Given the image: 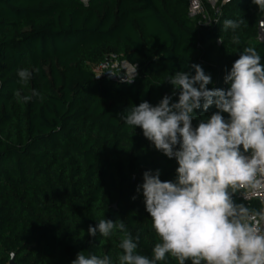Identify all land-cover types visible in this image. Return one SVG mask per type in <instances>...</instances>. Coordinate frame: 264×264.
<instances>
[{
    "label": "trees",
    "instance_id": "trees-1",
    "mask_svg": "<svg viewBox=\"0 0 264 264\" xmlns=\"http://www.w3.org/2000/svg\"><path fill=\"white\" fill-rule=\"evenodd\" d=\"M201 1L208 24L188 17L189 0H0V264L11 257L13 264H71L80 251L115 260L123 233L87 235L102 218L122 220L151 257L157 237L135 189L145 170L172 180L176 163L120 116L142 101L158 104L172 94L167 75L194 74V64L211 75L209 88H224L243 48L254 47L264 62L257 40L264 10L229 0L214 13ZM224 19L241 26L225 31ZM110 55L137 65L133 83L94 79L92 68ZM33 68L21 83L17 71ZM33 90L39 95L27 103L14 95ZM233 199L241 202L238 192Z\"/></svg>",
    "mask_w": 264,
    "mask_h": 264
},
{
    "label": "clouds",
    "instance_id": "clouds-1",
    "mask_svg": "<svg viewBox=\"0 0 264 264\" xmlns=\"http://www.w3.org/2000/svg\"><path fill=\"white\" fill-rule=\"evenodd\" d=\"M252 3L264 10V0ZM240 26V20L222 23L223 30L233 33ZM232 42L239 40L233 36ZM125 65L120 82L131 84L137 65ZM191 67L194 74L167 75L172 94L158 104L142 101L120 116L133 130L138 127L155 151L176 163L172 180L161 181L158 169L145 170L135 189L157 237L151 257L138 251L139 236L128 233L122 220L102 218L88 227L87 235L108 238L123 233L115 260L80 251L71 264H166L168 257L176 264H264V210L233 199L239 190L264 193L262 56L254 47L243 48L223 76L224 88H209L211 75L200 65ZM36 71L21 69L17 77L26 85ZM14 95L27 103L39 93ZM210 107L215 111L205 117Z\"/></svg>",
    "mask_w": 264,
    "mask_h": 264
},
{
    "label": "built area",
    "instance_id": "built-area-1",
    "mask_svg": "<svg viewBox=\"0 0 264 264\" xmlns=\"http://www.w3.org/2000/svg\"><path fill=\"white\" fill-rule=\"evenodd\" d=\"M90 1L91 0H78V2L83 6H87ZM228 1L229 0H223L222 4H225ZM205 14H206V10L201 0H189L188 17L190 19L194 20L197 19L198 17L204 19ZM257 40L260 43H264V21L258 22ZM125 66H126L125 61L122 60L121 57L110 55L106 57V59L102 63L94 66L92 68V73L94 79L97 81L106 79L114 83L124 84L121 83L120 81L124 76V70L122 68H124ZM238 198L243 203L256 201L260 204H264V193H261L259 195H250L246 193L244 190H239Z\"/></svg>",
    "mask_w": 264,
    "mask_h": 264
},
{
    "label": "rangeland",
    "instance_id": "rangeland-1",
    "mask_svg": "<svg viewBox=\"0 0 264 264\" xmlns=\"http://www.w3.org/2000/svg\"><path fill=\"white\" fill-rule=\"evenodd\" d=\"M204 1L209 5L210 10H211L212 12H214V13L217 12V8H216L217 4H218L220 1L223 2V0H204ZM201 21H203V23H205V24H208V23L210 22V20H209V15H207V13H206L204 19H201ZM261 21H264V19L261 20ZM261 21H260V22H261Z\"/></svg>",
    "mask_w": 264,
    "mask_h": 264
},
{
    "label": "water",
    "instance_id": "water-1",
    "mask_svg": "<svg viewBox=\"0 0 264 264\" xmlns=\"http://www.w3.org/2000/svg\"><path fill=\"white\" fill-rule=\"evenodd\" d=\"M10 264H13V257H11Z\"/></svg>",
    "mask_w": 264,
    "mask_h": 264
}]
</instances>
